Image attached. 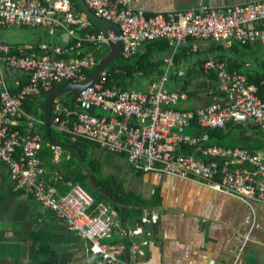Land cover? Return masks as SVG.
Wrapping results in <instances>:
<instances>
[{
  "label": "built area",
  "instance_id": "2783aa9c",
  "mask_svg": "<svg viewBox=\"0 0 264 264\" xmlns=\"http://www.w3.org/2000/svg\"><path fill=\"white\" fill-rule=\"evenodd\" d=\"M130 1L85 0L96 15L119 24L125 56L135 54L146 41L169 39L174 51L166 57L165 73L142 91L108 86L104 70L77 94L74 108L55 100L53 128L123 153L137 170L195 181L249 204L264 203V149L210 144L209 134L201 132L230 122L264 129V99L248 83L247 74L230 72L226 61L210 58L205 68L217 70L216 91L225 95L192 108L182 105L189 99L186 91L167 88L175 51L189 37L210 39L225 48L264 44V0L221 7L200 2L149 15L133 9ZM10 25L42 27L50 35L62 31L65 43L0 42V161L16 189L32 195L89 241L91 252L100 258L94 264H131L122 255L127 250L143 253L147 241L133 238L144 232L147 222L158 220V212L145 210L140 224L132 226L117 208L96 201L79 182L68 181L67 190L60 191L52 180L61 176L48 171L41 152L47 147L58 158L63 149L36 130L45 124L42 106L37 104L35 112L26 108L60 83L85 82L87 72L98 65L95 52L118 37L112 31L108 36L92 32L93 22L77 11L74 0H0V27ZM187 148L192 151H184ZM115 233L125 241H105Z\"/></svg>",
  "mask_w": 264,
  "mask_h": 264
},
{
  "label": "crops",
  "instance_id": "0c3cea01",
  "mask_svg": "<svg viewBox=\"0 0 264 264\" xmlns=\"http://www.w3.org/2000/svg\"><path fill=\"white\" fill-rule=\"evenodd\" d=\"M252 1L256 0H131L130 6L135 10L155 13L185 10L196 7L200 2L211 7H221ZM75 8L77 9L76 5ZM36 28L41 29L50 40L27 44L52 42L59 45L64 42L62 31L50 35L46 29ZM169 43L171 44L170 40ZM212 43L213 41L195 39L193 42L187 40L182 44V49L192 47L191 51L188 50V58L179 67L184 70V74L191 70L195 77H199L196 71L204 57L208 60L214 58L221 61L220 54L227 55L226 50L218 51L215 48L213 52L201 51L202 47ZM106 44L109 53L110 45ZM234 56L238 60H244L245 67L255 68L258 60L264 58V44L254 46L243 55L237 53ZM104 57L97 58L98 64ZM170 84L176 87L174 80H170ZM217 84H220V78ZM194 86L196 89L200 88L196 83ZM176 89L182 88L179 86ZM47 93H42L32 101L36 107L37 104L42 106L43 117ZM74 95L77 96L68 91L62 93L58 99H68ZM208 101L209 97L203 91L193 98L189 96L182 105L192 108L204 105ZM54 105L55 103L53 110ZM64 106L70 108V105ZM36 107L30 112H35ZM53 115L52 112V118ZM36 130L40 133L41 125H38ZM249 135L257 136L256 133ZM186 150L192 151L190 148ZM63 152L58 158L54 157L53 153L54 163L50 167L46 166L45 159L42 158L47 169L54 175L72 172L74 169V165L67 162L70 151L63 149ZM87 154L88 159L95 161L99 166L102 175L114 177L123 184L125 191H134L148 201L139 212L135 205L128 204L126 218L120 212L127 223L132 226L139 225L145 210H155L159 214L158 220L154 222L155 238L157 232L160 234L159 237L155 240L144 225V232L133 238L138 242L147 241L141 248L143 253H132L127 250L122 255L131 264H264V203L249 204L195 181L137 170L127 155L111 152L94 143L89 145ZM58 189L65 191L67 187L61 184ZM105 241L115 243L123 242L125 239L115 233ZM99 260L100 258L91 252L89 241L69 228L54 211L32 195L16 189L7 165L0 161V264H94Z\"/></svg>",
  "mask_w": 264,
  "mask_h": 264
},
{
  "label": "trees",
  "instance_id": "16d2710c",
  "mask_svg": "<svg viewBox=\"0 0 264 264\" xmlns=\"http://www.w3.org/2000/svg\"><path fill=\"white\" fill-rule=\"evenodd\" d=\"M74 3L77 7V11L80 12L81 9L76 4L75 0ZM147 14L149 15L153 13ZM92 27V32H98V29L95 25H93ZM194 38L195 37H189L188 41L193 42V40L195 41V39H197ZM199 40L208 41V39ZM209 41L212 40L209 39ZM61 44H64V42H62ZM257 45L259 44L243 45L240 43H235L232 47L225 48L213 41L212 44H208L205 47H202L201 51L213 52L215 49L218 51L226 50L225 53H227V55L220 54L219 57L221 58V61H226L227 64L225 65V68L230 72L238 71L246 73L248 77V83L254 84L257 88V94L264 99V58H260L258 60L257 67L251 69L245 67L244 60H238L234 56L237 55V53L243 55V53H245L249 49H253V47ZM89 46H91V44ZM181 47L182 45L178 46L175 51L176 53L174 55V65L170 68L169 71L170 79L167 83V88H169L170 90H177L176 87L180 86L182 89L178 90H185L186 92L188 91L187 93L191 98H193L199 92L204 91L206 96L209 97V101L207 103L213 102L217 97L224 96L225 91H216V86L218 85L217 82L219 81L217 70L206 68V71L204 70L205 62L208 60L207 57H204L203 60L199 62V67L197 69L198 71H196L199 77H195L194 73H192L191 70H188L184 75H179L177 73V71L180 70L179 67L181 66V64L188 58V50L191 51L192 49L191 46L184 49H182ZM197 50H199V48ZM173 51L174 46H171V44L169 43V39L167 38H158L146 41L135 54L131 56H125L121 54L118 58L114 59L107 65L105 69L108 75L107 85H116L120 89L134 88L148 90L150 85L160 79L165 73L168 65L166 57H168ZM107 53L108 45L106 43H103L101 49L95 52L97 58L104 57L105 55H107ZM229 53H233L234 55H230ZM83 55L84 54L81 53V55H78V57H81ZM92 72L93 69L89 70L87 73L88 75H90ZM170 80H174L176 87L171 86ZM194 83L200 86V88L196 89ZM60 99L62 100V103L64 105H70V108L75 107L76 95L68 99ZM35 107V103H32V101H30V103L26 105V108L29 111H34ZM249 130H254L258 137L250 136L247 132ZM201 132L209 134L210 144L240 146L249 148L251 150L264 149V130L261 126L258 125H245L242 123L230 122L226 127H206L203 128ZM40 133L42 134L44 140L47 141L44 134V125H41ZM52 135L66 144L68 150L70 151V158L67 160V162L71 165H74V169L72 172L60 174V179L52 180L56 187L61 184L65 185L68 181L79 182L93 193L96 201H107L113 204V206L122 213L124 218H126L125 216L127 215V211L129 209L128 204L135 205V207L138 208L139 212L141 211V208L148 203L146 199L140 197L136 192L131 190L125 191L123 184L121 182H118L114 177L104 176L101 174L100 168L95 163V161L88 159L87 151L89 145L94 142L82 137L75 138L68 133H60L55 128H52ZM184 151L189 152V150ZM41 158L45 159L46 166L50 167L51 164L54 163L53 152L47 147H45L43 152L41 153ZM90 175L93 176L96 184H98L104 191L108 192L115 201H119L122 204H125V206H117L115 203L111 202L103 194H101L97 189H95L90 184Z\"/></svg>",
  "mask_w": 264,
  "mask_h": 264
},
{
  "label": "water",
  "instance_id": "95a60500",
  "mask_svg": "<svg viewBox=\"0 0 264 264\" xmlns=\"http://www.w3.org/2000/svg\"><path fill=\"white\" fill-rule=\"evenodd\" d=\"M75 1L77 5L80 7V9L93 22V24L96 27H98L97 29L100 32H102L104 35L108 36L109 30H112L114 34L118 37L122 35V31L118 23H115L113 21H108L96 15L95 12L87 5L85 0H75ZM108 43L110 45L109 53L104 58H102V60L99 62L97 67L94 69V71L91 73V75L85 82L83 83L65 82V83H62L60 85H56L55 87H53L46 95V98L44 100L45 136L48 141L60 146L63 149L68 150V147L66 146V144L52 135V126H53L52 112H53L54 101L62 93H65L68 91L78 94L81 90H83L84 88L92 84L96 80L100 72H102L103 69H105L111 61H113L114 59L120 56L122 48H123V41L120 38H118L115 41L109 40ZM90 182L94 186L95 189H97L101 194H103L111 202L115 203L117 206H120V207L125 206V204H122L119 201H115L108 192L104 191L98 184H96L92 175H90ZM155 227H156V224L153 221H149L145 224L146 230L149 231L152 234L153 238L156 240V238H158L160 234H158L157 232V237L155 238V230H156Z\"/></svg>",
  "mask_w": 264,
  "mask_h": 264
},
{
  "label": "rangeland",
  "instance_id": "374dc122",
  "mask_svg": "<svg viewBox=\"0 0 264 264\" xmlns=\"http://www.w3.org/2000/svg\"><path fill=\"white\" fill-rule=\"evenodd\" d=\"M43 40L49 41L50 37L44 34L39 28L19 27L14 25L0 27V41L12 44H27L29 42ZM247 132L255 135L254 130H249ZM63 153L65 156V152Z\"/></svg>",
  "mask_w": 264,
  "mask_h": 264
},
{
  "label": "clouds",
  "instance_id": "9594fccd",
  "mask_svg": "<svg viewBox=\"0 0 264 264\" xmlns=\"http://www.w3.org/2000/svg\"><path fill=\"white\" fill-rule=\"evenodd\" d=\"M76 2V1H75ZM82 11V10H81ZM83 12V11H82ZM94 25V24H93ZM53 127V126H52Z\"/></svg>",
  "mask_w": 264,
  "mask_h": 264
}]
</instances>
